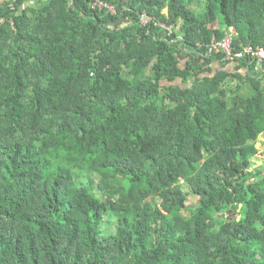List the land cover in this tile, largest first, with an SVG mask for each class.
Returning <instances> with one entry per match:
<instances>
[{"label": "trees", "instance_id": "trees-1", "mask_svg": "<svg viewBox=\"0 0 264 264\" xmlns=\"http://www.w3.org/2000/svg\"><path fill=\"white\" fill-rule=\"evenodd\" d=\"M95 1L0 4V264H264V0Z\"/></svg>", "mask_w": 264, "mask_h": 264}, {"label": "built area", "instance_id": "built-area-1", "mask_svg": "<svg viewBox=\"0 0 264 264\" xmlns=\"http://www.w3.org/2000/svg\"><path fill=\"white\" fill-rule=\"evenodd\" d=\"M95 6L99 8L106 9L109 13L115 14L116 9L113 5L106 3L101 0H96L94 3ZM150 21L148 15H143L141 17L142 24H147ZM234 36L235 32L233 29L228 31V34L222 41H218L210 45L208 50V56H214L216 54L222 53L224 59L228 63H238L239 61H245L248 59L250 66L254 63L256 65L255 71L258 72L262 77H264V46L255 48L252 45H246L241 50H238L234 46Z\"/></svg>", "mask_w": 264, "mask_h": 264}, {"label": "rangeland", "instance_id": "rangeland-1", "mask_svg": "<svg viewBox=\"0 0 264 264\" xmlns=\"http://www.w3.org/2000/svg\"><path fill=\"white\" fill-rule=\"evenodd\" d=\"M5 3V2H0V4ZM165 12V10H164ZM221 23V21L219 22V24ZM258 148H259V153L258 156L256 157V162L255 164L258 165V167H262L264 166V137L261 138V141L258 143ZM185 193L189 194L190 197V204L191 205H197L200 203L201 198L200 197H193L192 195H190V190L188 189V187L185 188Z\"/></svg>", "mask_w": 264, "mask_h": 264}, {"label": "crops", "instance_id": "crops-1", "mask_svg": "<svg viewBox=\"0 0 264 264\" xmlns=\"http://www.w3.org/2000/svg\"><path fill=\"white\" fill-rule=\"evenodd\" d=\"M6 1H8V0H0V2H6Z\"/></svg>", "mask_w": 264, "mask_h": 264}]
</instances>
